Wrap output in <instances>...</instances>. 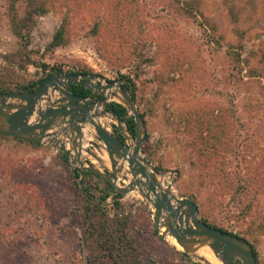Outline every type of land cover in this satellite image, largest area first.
<instances>
[{
  "label": "rangeland",
  "instance_id": "obj_1",
  "mask_svg": "<svg viewBox=\"0 0 264 264\" xmlns=\"http://www.w3.org/2000/svg\"><path fill=\"white\" fill-rule=\"evenodd\" d=\"M11 3L0 0V84L13 88L76 71L102 84L130 80L145 122L140 155L162 186L192 199L208 223L245 237L264 264V0ZM62 25V41L52 46ZM118 92L107 90L105 102H118ZM96 119L134 144L125 123L111 114ZM78 147L81 160L111 173L89 123L80 135L38 145L0 136V264H87L85 238L99 204L85 194L99 198L108 190L98 175L75 177V168L82 170ZM126 177L118 176L117 185ZM115 193L104 200L106 214L123 224L138 264H213L174 245L137 191Z\"/></svg>",
  "mask_w": 264,
  "mask_h": 264
},
{
  "label": "water",
  "instance_id": "obj_2",
  "mask_svg": "<svg viewBox=\"0 0 264 264\" xmlns=\"http://www.w3.org/2000/svg\"><path fill=\"white\" fill-rule=\"evenodd\" d=\"M96 79L95 74L59 72L47 76L34 90L0 92V135L43 143L45 140H56L59 134L67 136L68 132L75 131L80 135L82 125L89 123L105 146L111 173L102 172L87 160H81V148L78 147L77 164L82 170L106 180L119 196L137 191L153 207L156 226L164 227V234L173 237L185 252L193 253L195 247L210 243L214 254L223 264H257L252 246L246 239L208 225L199 217L198 208L192 199L178 197L170 188L162 186L156 177L159 175L157 170L140 155L145 122L134 99L119 81L102 84L94 82ZM70 85H79L103 96H106L107 90L117 86L121 96L118 102L130 112L134 120V136L130 137L134 144H125L124 140L98 123L97 117L111 114L121 125V120L111 110H99L106 98L95 99L75 94L68 89ZM55 92H59L61 97L53 100ZM112 95L117 94L113 92ZM43 101L60 106L43 107ZM64 124L66 127L61 128ZM55 128L58 130H51ZM126 164L128 171L124 170ZM119 171L125 174L118 175ZM127 172L131 174L128 183L118 186V176L126 180ZM144 186L146 192L141 189Z\"/></svg>",
  "mask_w": 264,
  "mask_h": 264
},
{
  "label": "trees",
  "instance_id": "obj_3",
  "mask_svg": "<svg viewBox=\"0 0 264 264\" xmlns=\"http://www.w3.org/2000/svg\"><path fill=\"white\" fill-rule=\"evenodd\" d=\"M14 1L15 0H12L11 6L13 5ZM35 13L42 14L44 13V11L38 10ZM31 17L32 14H30V18ZM12 20H13L12 26L14 33L20 35L22 31V26L20 27L19 23L15 21L16 19L14 20L13 16H12ZM63 34H64V28L62 25L54 33L51 45L52 46L59 45V43L62 41ZM76 73H81V71H76ZM83 73L86 72L83 71ZM49 75L50 73L46 74L45 76H41L38 79L33 80L27 84L16 85L13 88L2 86L0 84V92L34 90ZM121 85L125 90H129L132 87V83L130 80H125L124 82L121 83ZM68 89L75 94L83 95L85 97H93L95 99H102L104 97L102 94L94 93L89 89L79 85H70ZM130 95L132 96L133 99L135 98L133 89L132 91L130 90ZM104 108L106 110H111L113 114L121 120V122L125 123L128 130L134 134V121L132 117L128 115V111L121 103L116 101L104 102ZM0 136H10V135H0ZM13 138L19 141H25L20 138H16V137ZM29 143L33 145L39 144L33 142H29ZM62 158L64 161H67L66 154H62ZM80 174L92 175L93 173L89 171L79 170V168H75V177H78ZM104 183L106 184L108 191H105L103 195H101L99 198H94L91 194L84 193L86 198H93L95 200V203L99 204L97 209L93 208L94 210L93 209L91 210V213L96 212L99 215V217L98 219L94 218L90 221L89 224L91 231L88 233V236L85 238L86 240L85 243L89 248V256L87 258V264H138L137 258L132 259L131 250L134 249V246L130 245L129 236L124 232L123 224H121L119 220L116 218L110 219L106 214V208H105L106 203L104 202V200L113 192V189L107 181H104ZM84 190L87 191L86 188H84ZM114 195L118 196V194L116 193ZM114 203L118 204L117 202ZM201 219L208 225L218 228L223 232L240 236L233 232L227 231L226 229H223L221 227H217L214 224L208 223L206 219L203 217ZM252 250L257 259V254L255 250L253 248Z\"/></svg>",
  "mask_w": 264,
  "mask_h": 264
},
{
  "label": "bare ground",
  "instance_id": "obj_4",
  "mask_svg": "<svg viewBox=\"0 0 264 264\" xmlns=\"http://www.w3.org/2000/svg\"><path fill=\"white\" fill-rule=\"evenodd\" d=\"M98 123L100 125H102L99 120ZM149 172H151L150 169H148ZM145 187V186H144ZM141 187L143 192H146V187ZM172 192V191H171ZM172 241V243L174 245H176L177 247H180V245L178 243H176L175 239L173 237H169ZM193 255L197 258L203 259V260H207L212 262L213 264H219L220 262L222 263V261L216 257V255L214 254L213 248L210 246V243H205L201 246L195 247L194 250L192 251ZM208 263V262H207Z\"/></svg>",
  "mask_w": 264,
  "mask_h": 264
},
{
  "label": "crops",
  "instance_id": "obj_5",
  "mask_svg": "<svg viewBox=\"0 0 264 264\" xmlns=\"http://www.w3.org/2000/svg\"><path fill=\"white\" fill-rule=\"evenodd\" d=\"M55 106L57 107V106H60V105H55ZM31 121H33V118L31 119ZM51 130H56V128L55 129H51Z\"/></svg>",
  "mask_w": 264,
  "mask_h": 264
}]
</instances>
